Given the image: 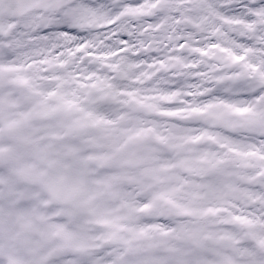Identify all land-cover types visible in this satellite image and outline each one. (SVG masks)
Segmentation results:
<instances>
[{
  "label": "snow or ice",
  "instance_id": "snow-or-ice-1",
  "mask_svg": "<svg viewBox=\"0 0 264 264\" xmlns=\"http://www.w3.org/2000/svg\"><path fill=\"white\" fill-rule=\"evenodd\" d=\"M0 264H264V0H0Z\"/></svg>",
  "mask_w": 264,
  "mask_h": 264
}]
</instances>
